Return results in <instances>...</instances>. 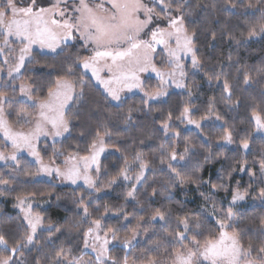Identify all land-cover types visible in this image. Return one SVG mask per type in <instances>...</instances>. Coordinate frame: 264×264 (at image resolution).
I'll list each match as a JSON object with an SVG mask.
<instances>
[{
  "label": "trees",
  "instance_id": "16d2710c",
  "mask_svg": "<svg viewBox=\"0 0 264 264\" xmlns=\"http://www.w3.org/2000/svg\"><path fill=\"white\" fill-rule=\"evenodd\" d=\"M170 2L173 14H178L180 8L189 34L195 33L196 54L201 61L196 72H186L185 91H171L163 100L147 106L140 94L114 104L82 73L79 60L87 56V50L80 43L65 44L55 54L34 52L21 78L30 82L34 95L43 97L57 78L66 76L69 66L73 68V77L83 76V98L69 113L74 125L69 135L55 142L50 151L55 148L63 157L72 153L87 155L97 129L107 126L112 134L107 141L110 151L101 160L99 180L109 183L115 178L116 183H109L110 191L86 200L85 204L92 217L100 219L105 232L113 229L122 235L137 234L134 254L139 259H155L158 263L165 257L170 259L169 254L177 246L175 233L181 230L177 224L184 217L193 225L199 224L198 230L205 236L216 234V220L223 218L235 191L245 193V198L233 205L238 213L234 226L238 225L245 246L251 243L258 249L264 245L259 224L264 218V197L260 196L264 190V174L260 170L264 136L256 134L252 112L264 117V34L249 38L248 28L260 20L264 0H234L235 8L227 0ZM221 73L217 80L216 75ZM245 73L251 78L249 84L244 83ZM224 79L232 87L231 103L222 100ZM0 92L7 93L14 115L28 110L27 104L18 99L16 88L6 87ZM184 107L190 109L193 120L201 123L199 130L185 128L177 119ZM129 113L132 119L126 123ZM170 113L172 129L166 137L161 125ZM225 129L233 136L229 146L221 139ZM176 132L180 135L170 139ZM244 140L249 143L248 149L241 146ZM162 143H166L163 153ZM186 146V159L175 166L182 176L191 179L181 183L161 159L173 148L184 153ZM138 152L143 153L148 171L135 198L129 199L118 178L125 158L131 161ZM18 166V170L0 166V178L10 180V188L0 197V234L5 235L10 246L23 241L26 227L15 206L17 198L36 199L43 204L41 214L53 226V235L50 237L46 231L37 237L33 248L21 250V260L24 264H55L56 252L61 248L77 252L82 244L83 230L78 225L84 219L76 208V192L54 181L36 179L35 165L24 157ZM157 209L165 213V221L152 219ZM113 253L121 258V251ZM13 264L20 263L14 260Z\"/></svg>",
  "mask_w": 264,
  "mask_h": 264
},
{
  "label": "snow or ice",
  "instance_id": "6c2138e0",
  "mask_svg": "<svg viewBox=\"0 0 264 264\" xmlns=\"http://www.w3.org/2000/svg\"><path fill=\"white\" fill-rule=\"evenodd\" d=\"M232 8L237 5L234 0H227ZM63 5V7H61ZM155 5H160V11L156 10ZM248 7H252L251 4ZM171 2L168 0H154L153 6L145 3V0H72L69 7L68 0H56L50 7H36V0H28L26 3H20L18 0H0V38L5 47L12 50V42H18L21 47L18 62L8 75L12 76L13 72L19 73L20 69L25 65L26 58L31 57L34 45H39L41 49H49L56 52L60 45L67 41L77 38L84 41V46L91 45L92 55L79 60V65L85 70H90L92 77L104 89L107 97L113 101L121 100V92L124 90L132 91L140 89L144 91L140 73L151 71L159 79L158 91L150 94L144 91L143 103L147 106L150 101H156L160 97L167 95L165 86L170 83L175 84L177 88H186L184 77L187 75L185 65L182 63L185 57L191 58L193 69L201 67V61L196 54L195 33L189 34L186 26L184 15L180 8H177V15L171 14ZM143 14V18H141ZM163 18L167 21L166 27L156 26L151 31H147L153 23V18ZM259 28V32L257 31ZM258 34H264V12L256 24L248 28V37H254ZM147 37V38H145ZM215 37V34H213ZM238 43H240L238 41ZM158 49H161L164 55L161 57V63L166 64L168 71H162L157 67L156 55ZM4 52L0 48V55ZM4 63H8L5 59ZM106 70L109 74L105 79L101 77L100 72ZM73 68L69 66L66 76L55 80L47 89L46 96H33L31 85L20 84V92L30 101V107L35 109L34 112H20L17 114L16 124L19 125L17 130L9 121L10 113L6 112L3 105L7 102V93L0 92V134L3 137V145L5 148L9 146L12 149L11 155H5L0 151V160L17 161V153L27 150L29 155L35 158L39 164L38 171L40 173L51 175L55 172L57 177L76 184L78 180H83L88 188H94L95 182L89 174L93 165L99 172V160L102 153L105 152L107 141L111 137L106 125H101L96 131V137L89 145L88 155L69 154L65 157L64 167L54 166L55 160L45 164L37 151L35 142L40 137L51 136L53 139L70 133L69 113L73 105L83 98L84 78L81 76L79 80L72 79ZM221 74L216 75V79L220 80ZM211 80V77H209ZM251 78L247 73L244 75V83L249 84ZM79 86V87H78ZM222 100L225 103L232 102V87L227 79L223 81ZM191 95V92L188 93ZM211 103L209 105L211 109ZM220 119L219 116L216 117ZM131 114L125 117V121L130 122ZM172 119L171 113L168 119L162 123L164 134L166 137L172 129L170 123ZM181 122L187 121L188 124L195 125L200 128L202 125L199 121L191 118L190 109L184 107L180 115L177 117ZM252 120L255 122L257 130L264 131V117L260 113L253 110ZM28 126V130H24V126ZM103 129V130H101ZM180 135L179 132L174 133L170 139H175ZM221 139L227 143H233L231 131L225 129ZM166 143L160 145L163 153ZM244 149L249 148V143L244 140L241 145ZM189 148L186 146L184 153H178L173 150L167 157L161 159V163H167L168 168L174 175L176 180L181 183L191 179L182 176L181 172L173 162L184 161L188 155ZM61 153L54 151L53 155L57 156ZM139 162V173L135 175V182L132 189L127 192L128 197L135 198L137 185L141 184L145 179V171L148 164L143 160V153H137L131 161L125 158V166L121 168L120 175L124 180H132L129 175L132 165ZM245 169L241 167V171ZM260 170L264 174V158L260 161ZM28 175V173H25ZM252 175V173H249ZM193 182H196L193 180ZM116 183L115 178L109 182ZM0 185L4 186L0 190V195H4L5 191L10 188V180L0 178ZM217 187V185H213ZM222 187V185H221ZM99 191V189H96ZM155 195V190L153 191ZM264 197V190L260 193ZM245 193L235 191L232 200L224 214L223 218L217 219L218 232L216 234L204 235L199 231V224L193 225L189 218L184 217L178 221V230L175 233L176 247L169 254L171 264H264V245L258 249H254L250 243L245 246L241 241V233L238 225L234 226V221L238 213L234 211L233 205L237 201H242ZM18 203L15 205L24 213V220L28 226V232L24 236L23 241H17L15 245L10 246L5 235L0 234V264H13L14 260H19L16 255L18 252L23 255L22 248L34 242L37 229L44 228L40 213L32 211V205L28 204L24 207L27 198L18 197ZM80 206L83 209L82 219H87L90 215L88 206L81 198ZM166 220L165 213L157 209L153 220ZM260 235L264 236V218L259 221ZM92 227L84 232V247L88 248L89 240L92 252L95 253V261H88L87 264H107L111 259L112 264H116L114 258L109 256L108 245L110 241L105 237H101L99 232L102 230L100 219L92 221ZM53 226L49 224L47 231L49 236L53 235ZM56 231H61L56 228ZM112 232V239L115 240V230ZM124 248L131 247L129 240L123 241ZM256 256L253 257V251ZM10 253V254H6ZM20 264H24L21 260ZM39 264V261L37 262ZM55 264H84L82 257L71 255V250L61 248L56 252ZM123 264H128L125 257ZM135 264V261L133 262ZM144 264H158L155 259H146Z\"/></svg>",
  "mask_w": 264,
  "mask_h": 264
},
{
  "label": "rangeland",
  "instance_id": "374dc122",
  "mask_svg": "<svg viewBox=\"0 0 264 264\" xmlns=\"http://www.w3.org/2000/svg\"><path fill=\"white\" fill-rule=\"evenodd\" d=\"M18 2L26 3V2H28V0H18ZM55 2H56V0H36V7L37 8H39V7H50ZM68 2H69V7H71L72 0H68ZM77 2H78V0H77ZM145 3H148L149 6H153L154 0H145ZM61 7H63V5H61ZM155 7H156L157 11H160V7H161L160 5H155ZM170 11H171V14L173 16L177 15V14H173L172 8L170 9ZM141 18H143V14H141ZM156 26L166 27L167 26V21L165 19H163V18L154 17L153 18V23L149 26V29L147 31L150 32L151 29L155 28ZM145 38H147V37H145ZM74 43H80V44H82L84 46V41L79 39V37L77 35L76 39L70 40V41H67L66 43L61 44L60 48H58L57 51H59L63 47V45H65V44H74ZM20 47H21V45L18 42H12V44H11L12 50H9V48H7V47H5L3 45L2 38H0V48L4 49L3 54L0 55V90L5 89L6 87L16 88V90L19 93V98L18 99L23 100L28 106V110H26V111L22 110V112L31 113V112H34L35 109H33V108H31L29 106L31 102L28 101L27 97L24 96L20 92V87H19L20 84H22V83L25 84V85H30V82L28 80L21 78L23 70H24L25 66L27 65V63L32 59V57H33L32 55H33L34 52H37V53H40V54H55L57 51L54 53V52L50 51L47 48L41 49L39 47V45H34L33 49H32V53H31V57L30 58H26L25 65L20 69V72L19 73L13 72L12 76H9L8 72L13 67H15L16 63L18 62V58H19V55H20V52H19ZM85 49L87 50V56L85 58H87V57L92 55L91 45H89L88 47H85ZM163 55H164L163 51L161 49H158V54L156 55V64H157V67L160 68L162 71H168V68H167L166 64H162L160 62L161 61V57ZM5 59L8 60L7 64L4 63ZM182 63L185 65V71L186 72L187 71H190L192 73L196 72L197 69H193L192 68L191 58L190 57H185L183 59ZM81 69H82V73L84 75L88 76L104 92V89L99 85V83L95 80V78L92 77L91 71L83 69L82 66H81ZM100 75H101V77L106 79L109 74L107 73L106 70H104V71L100 72ZM139 75H140V79L142 81V86H143L144 91H146V92H148L150 94H155L158 91V85L160 84V81L155 76V74L152 73L151 71H149L147 73H140ZM71 78L75 79V80H79L81 77H73V76H71ZM185 79H186V76L184 77V82H185ZM165 90H166V92L168 94L171 91L183 92V91H185V88H177V87H175V84L170 83L169 85L165 86ZM144 91H141L140 89H133L132 91L124 90L120 94L121 95V100L120 101H113V100H111L110 97H108V98H109V100L112 103L120 104L126 98H128L130 96H133V95H136V94H140L141 96L144 97ZM104 94H106V93L104 92ZM33 96H36V95L33 94ZM106 96H107V94H106ZM166 96L167 95L162 96L156 101L163 100ZM36 97H39V96H36ZM144 98L146 99V97H144ZM156 101H150V103L156 102ZM3 107L5 108L6 112L10 113V116H9L10 123L17 130H20L19 129V125L16 124L17 114L18 113H16L14 115V112H13V110L10 107V104L8 102H6L3 105ZM183 123L185 125V128H188V129L193 130V131L199 130V128H197L195 125L188 124V122L186 120L183 121ZM73 125H74V122L70 121V128ZM24 130L25 131L28 130V126L27 125L24 126ZM256 134L264 136V131L257 130V128H256ZM67 135H69V133H65L63 136L56 137L55 139H53L51 136H48V137H43L42 136V137L39 138V140H37L35 142L37 151H39L40 156L43 159L45 164H49L50 161L55 160V165L54 166H60L61 168L64 167V160H65L66 156L65 157H63L61 155L54 156L53 153H54V151H57V149H55V148L53 149L52 148V151H50V147L55 142H59L60 140H62V138H64ZM2 141H3V137H2V134H0V151L4 152L6 156L7 155H11V153H12L11 147L9 146L8 148H5ZM224 144L229 146L232 143L231 144L224 143ZM48 148H49V153L47 152ZM109 151L110 150H109V148L107 146L105 152L102 153L101 156H100L99 172L96 171V166L95 165H93L92 168L90 169V173L89 174L92 176V178H93V180L95 182V187L91 188V189L87 187V185L84 183L83 180H78L76 184H72L70 181H66V180H63L60 177H57L55 172H53L51 175L40 173L38 171L39 164L36 163L35 158L33 156L29 155L27 150H22V151L17 153V161L0 160V166H5L6 168H13L15 170H18L19 169V166H18L19 161L21 160V158L24 157L25 159H27L28 161L32 162L35 165L36 170H37V172L35 174V178L36 179L45 180V181H54L55 183H57L60 186H65V187L73 189V191L76 192L75 193V202H76V205H77L76 208L79 210V212L82 215H84L83 209L80 206L81 198H83L84 203H85L86 200H88V199L91 200V199H93L95 197H98L99 195H101V194H103L105 192L110 191L109 183L108 182L102 183L99 180V175L102 172L101 160L108 154ZM72 154H77V153H72ZM173 163L175 164L177 162H173ZM139 171H140L139 162H136L135 164L132 165V170L129 173V175L133 177L132 180L126 181V180L123 179L122 176H120V178H118L120 180V182L125 186L126 192L131 190L132 189V185L134 183H136L134 177H135V175H137L139 173ZM147 171H148V169H146L145 174L147 173ZM141 185H142V183L138 184L137 185V189L140 188ZM77 188H80V190H82V191H79V190L76 191ZM3 189H4V186L0 185V190H3ZM96 189H99V191H97ZM0 197H3V195H0ZM128 198L131 199L132 197H128ZM237 202H240V201H237ZM28 204L32 205V211L33 212L40 213V215L42 217V223L44 225V228L43 229H41V228L37 229V234H36V236L34 238V242L32 244L28 245L26 248H22L21 249L22 251L23 250H30L31 248H33V246H35V244H36V238L39 237V236L41 237L44 234V232L47 231L46 229H47V226L49 225V222L41 214V209L43 208V204H41L40 202H37L36 199H34V198L33 199H27L24 207L27 208ZM16 208H17V210L19 212L20 218L22 219V221H23V223H24V225L26 227V233H27L29 229H28L27 223L24 220V213L21 212L20 208H18V207H16ZM93 217L90 214L87 219L82 220V224L81 225H78L83 230V232H82V244H81L79 250L77 252H75V251L70 249L72 256L82 257L83 258L84 264H87V262L90 261V260L93 261V262L95 261V253H93L92 249H91V244L93 243V241L89 240V245L90 246L88 248L84 247V232L87 231V229L89 227H92L93 226L92 225V221L97 219V218H95V217L93 218ZM106 234H107L108 240L110 241V243L108 245V248L110 250L109 251V256L111 258L115 259L116 264H123V261H124L125 257H127L128 264H133L134 261H135V264H144L145 260H143L141 257L139 259L137 254H134V249L136 248V245H137V243L139 241L137 239V234H134V235H122L120 232H117L115 230L116 239L113 240L112 239V232H105L103 230V228L99 232V235L101 237H105ZM125 240H129L131 242V247L128 248V249L124 248V246H123V241H125ZM112 249L115 250V251H121V253H122L121 258H117V254H114ZM18 257H19V260H17V261L20 263L21 255L19 254ZM107 264H112V260L110 259L107 262ZM158 264H171V260L168 259L167 257H165Z\"/></svg>",
  "mask_w": 264,
  "mask_h": 264
}]
</instances>
